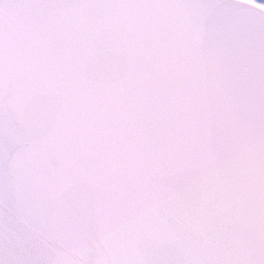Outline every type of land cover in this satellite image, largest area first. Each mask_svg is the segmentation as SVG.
I'll use <instances>...</instances> for the list:
<instances>
[{"label":"snow or ice","instance_id":"snow-or-ice-1","mask_svg":"<svg viewBox=\"0 0 264 264\" xmlns=\"http://www.w3.org/2000/svg\"><path fill=\"white\" fill-rule=\"evenodd\" d=\"M0 264H264V2L0 0Z\"/></svg>","mask_w":264,"mask_h":264},{"label":"water","instance_id":"water-1","mask_svg":"<svg viewBox=\"0 0 264 264\" xmlns=\"http://www.w3.org/2000/svg\"><path fill=\"white\" fill-rule=\"evenodd\" d=\"M262 1H264V0H262ZM12 91H14V89H10V94H11ZM95 251H96V248H95V246H93L90 249V255L95 254ZM61 252H62V249L59 247V245L57 243L48 242V243H44L41 246L39 254L40 255H46V256H49V257H56L59 254H61Z\"/></svg>","mask_w":264,"mask_h":264}]
</instances>
